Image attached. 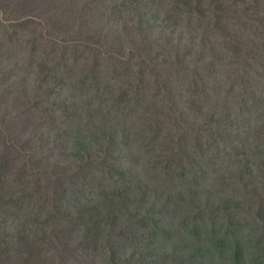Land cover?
<instances>
[{
    "label": "rangeland",
    "instance_id": "1",
    "mask_svg": "<svg viewBox=\"0 0 264 264\" xmlns=\"http://www.w3.org/2000/svg\"><path fill=\"white\" fill-rule=\"evenodd\" d=\"M139 1L147 8L143 30L134 0H0V75L8 76H0V101L10 102L0 104V156L5 151L11 160L1 171L0 223L29 233L34 224L47 226L49 216L60 220L53 197L68 185L70 195L89 201L71 229L108 225L109 213L124 212L109 232L116 245L141 243L131 241L134 233L146 238L167 225L176 231L169 241L187 250V242L229 226L228 244L239 242L241 264H262L264 160L255 163V174L237 166L264 114V104L248 111L239 102L244 82L261 83L254 89L264 95V0ZM16 58L33 70L60 62L39 107L29 103L33 79L19 72ZM86 69L104 82L100 93L73 77ZM110 126L122 159L113 157V144L94 162L78 161L77 133L99 141L96 134ZM117 163L129 170L126 180L109 170ZM28 175L43 177L40 198L32 200L39 217L4 202ZM186 218L203 233L191 235ZM60 235L68 238L67 231ZM70 259L66 252L62 264ZM77 264L109 263L99 252ZM208 264L234 263L217 257Z\"/></svg>",
    "mask_w": 264,
    "mask_h": 264
},
{
    "label": "trees",
    "instance_id": "2",
    "mask_svg": "<svg viewBox=\"0 0 264 264\" xmlns=\"http://www.w3.org/2000/svg\"><path fill=\"white\" fill-rule=\"evenodd\" d=\"M137 1L140 4L141 9V30L145 29V16H147V8L145 1ZM191 0H188L190 2ZM197 1V0H194ZM199 1V0H198ZM173 5V8H176ZM126 6V4H123ZM169 21L167 17L165 19ZM150 21H153V17L150 16ZM52 29L49 28V30ZM29 33V31H28ZM6 56L8 54L4 53ZM180 55V53H178ZM62 54L61 57H64ZM17 62L16 67H20L22 60L16 58L14 63ZM47 67L40 63V67L37 70L27 69L20 67L19 72L24 74H30L33 79L34 85L28 90L29 103L32 106L39 107L41 105V99L43 97L48 98L51 95L52 87L47 80L56 79L61 71L60 62L55 60L53 66ZM65 69L63 68V71ZM137 72H141L137 70ZM97 72L93 69H86L79 75H73L78 84L84 86H90L97 88L100 93L104 82H100V78L97 76ZM1 77H8L5 73L0 75ZM142 82L140 78L138 85ZM49 83L48 91L43 89V86ZM245 88L242 92V97L239 102L243 108L248 111H252L255 108L261 107L264 104V95L260 96L256 93L254 87L261 85L256 83L251 85L245 83ZM42 89H41V88ZM167 99V98H166ZM12 102V101H11ZM9 101H0V104H8ZM7 111V110H6ZM214 115L220 116V113L213 111ZM225 120L231 116V113H224L221 115ZM89 132L80 131L74 138V155L76 159L82 163H89L98 160L100 154H105L108 151L110 145H115V149L112 152L113 157L117 160L122 159V148L119 147L115 141L116 129L112 126L108 129L102 130L96 134V137L100 138L96 141L94 136H86ZM204 140L203 138H201ZM246 158L243 163H240L237 167L243 174H255V163L259 160H264V114L256 121V135L252 145L245 150ZM11 160L7 159L5 151L0 156V179L4 174L1 171L8 169V165ZM74 166V165H73ZM77 168H80L78 166ZM109 170L113 173L119 174L126 180L129 177V170L127 168L119 167V163L116 165L111 164ZM41 175V172L40 174ZM42 181L43 177H39ZM37 180V181H35ZM28 175L26 178L23 176V180L18 185L20 188L17 192L11 195L10 199H6L4 202L12 203L14 212L22 214L38 215V205L32 203V200L38 201L40 195L37 196V192L42 185L41 181ZM56 189V188H55ZM132 187L129 189L131 191ZM69 186L61 189V192L56 189L58 195L53 197L54 209L58 210L62 218L59 220L55 216H49V224L47 226L36 225L29 233L20 230L15 232L12 228L7 227L6 222L0 223V264H33L34 261L37 264H62L65 259L66 252L71 257V264H77L81 259L85 257H92L96 253H101L105 261L109 264H197L192 260H200L203 263L208 264L210 258L215 262V258L220 257L234 264H241L240 244L239 242H231L228 244L229 226H225V230L213 228V231L207 232L206 241H189L188 249H185V245L179 248L174 242L169 241L176 231L170 229V226L163 225L159 227L155 233L146 235L144 237H136L133 234L131 241H141L137 243H120L116 245L113 243L112 237L109 232L112 231L117 225V221L124 217V212L119 215L115 213H109L105 218L107 224L98 223L97 227H81L76 226L71 229V226L79 225L82 215L79 211V206L84 210L89 206V201L85 197L76 198L70 195ZM70 200H74L78 204V208H75ZM29 201V203H26ZM136 210V208H133ZM198 212V211H197ZM198 214V213H197ZM137 215L141 213L137 210ZM0 216H5L0 214ZM200 218V217H199ZM143 220V217L140 219ZM196 221V220H195ZM195 221L189 219L184 220L185 228L191 231V235H200L203 232L200 231L201 225H197L195 229L191 224ZM95 223V222H93ZM89 224V223H87ZM85 224V225H87ZM130 227L132 224L130 223ZM67 231L68 238H63L60 233ZM166 236L160 241L159 244H155V239L161 236ZM49 237H52V241H49ZM105 241L101 243V241ZM95 241V242H94ZM168 241V242H164ZM237 241V240H236ZM176 245V247H174ZM189 252V250H191ZM48 254L47 262L44 261L43 255ZM225 253L230 254L228 258L225 257ZM107 256H104V255ZM189 257V258H187ZM264 264V262L262 263Z\"/></svg>",
    "mask_w": 264,
    "mask_h": 264
}]
</instances>
